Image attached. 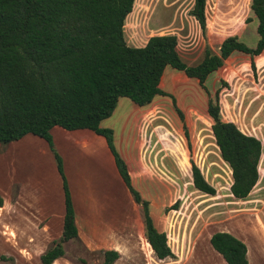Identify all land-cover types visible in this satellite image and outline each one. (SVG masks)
<instances>
[{"label": "trees", "instance_id": "16d2710c", "mask_svg": "<svg viewBox=\"0 0 264 264\" xmlns=\"http://www.w3.org/2000/svg\"><path fill=\"white\" fill-rule=\"evenodd\" d=\"M136 0H0V143L8 144L34 134L54 150L51 130L91 129L104 135L116 156L120 173L135 201L142 206L145 236L158 259L174 257L166 232L152 216L150 201L134 187L126 161L114 145V131L102 122L122 98L140 107L158 96H169L160 86L171 67L199 80L206 88L211 74L234 53L251 56L253 66L264 55V0H251L258 22V41L251 47L237 35L227 37L219 52L207 47L201 62L190 65L179 52L174 34L154 35L142 47L125 38V23ZM207 0H195L191 15L207 30ZM208 91V90H207ZM209 93V92H208ZM174 103L175 98L172 96ZM212 131L221 157L232 171V195L247 199L260 180L262 141L221 117L220 90L208 102ZM63 173V160L56 153ZM197 190L214 196L216 188L200 167L192 163ZM66 214L63 235L41 255L53 264L65 255L64 242L80 240L75 208L65 180ZM0 195V207L3 206ZM211 245L227 264H249L247 244L227 231L215 232ZM102 264H114L120 253L100 251Z\"/></svg>", "mask_w": 264, "mask_h": 264}, {"label": "rangeland", "instance_id": "374dc122", "mask_svg": "<svg viewBox=\"0 0 264 264\" xmlns=\"http://www.w3.org/2000/svg\"><path fill=\"white\" fill-rule=\"evenodd\" d=\"M194 4L195 0H136L125 23L127 43L142 47L154 35L174 34L179 39L182 58L190 65L202 61L207 47L219 52L229 36L237 35L251 47L256 46L258 22L251 0H207L205 32L190 13ZM161 88L169 96L156 97L138 113L142 121L135 136L136 150L127 155L131 176L141 181V188L147 190L144 180L150 174L156 177L158 197L152 215L158 229L167 233L174 257L160 260L155 256L145 236L141 212L138 230L124 240L122 254L114 264H219L223 259L210 244L213 233L227 231L243 238L264 231V55L257 57L253 66L250 55L232 54L222 68L209 76L208 91L199 80L168 67ZM217 90H220L222 119L236 123L263 144L260 180L245 200L231 193L232 171L223 161L213 135L208 102L215 98ZM120 100L132 102L126 98ZM123 102L106 119L114 131L121 130L125 117ZM0 146L4 150V144ZM148 153H152L150 160ZM193 162L216 188V195L195 188ZM4 182L2 159L0 185ZM146 190L143 192L148 193ZM2 191L3 187L0 195L4 200ZM25 234L33 237L26 238L19 223L8 219L3 205L0 208V264H39L41 259L35 246H41V251L47 250L60 240L40 238L35 230ZM63 246L66 263L104 262L102 252L88 250L81 240L64 242Z\"/></svg>", "mask_w": 264, "mask_h": 264}, {"label": "crops", "instance_id": "0c3cea01", "mask_svg": "<svg viewBox=\"0 0 264 264\" xmlns=\"http://www.w3.org/2000/svg\"><path fill=\"white\" fill-rule=\"evenodd\" d=\"M121 101H124L121 107L125 113L121 130L114 131L106 119L102 126L114 131L115 147L129 167L127 152L136 150L135 136L141 128L138 113L149 105L140 107L127 100H119L118 104ZM51 135L54 150L46 139L34 134L4 144V150H0L5 168V182L0 186L3 187L6 216L19 223L26 238L33 237L25 234L27 231L35 230L40 238L60 239L66 214V180L80 240L90 251L116 250L121 255L124 240L138 230L142 206L135 201L124 181L108 139L91 129L68 130L58 125L52 128ZM56 153L63 160V173L58 167ZM152 153H148L149 160ZM136 156L140 157L138 152ZM132 181L153 207L158 197L156 177L150 174L145 178L147 190L139 186V179L133 177ZM235 236L247 244L249 264H264V231L243 238ZM35 247L41 258L46 249L41 251V246ZM64 257L53 264H75L66 263ZM222 259L219 264H227Z\"/></svg>", "mask_w": 264, "mask_h": 264}]
</instances>
